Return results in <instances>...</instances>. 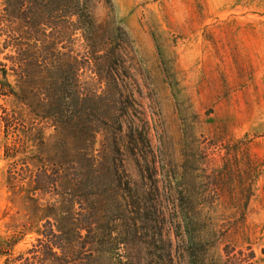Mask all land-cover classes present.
I'll return each mask as SVG.
<instances>
[{"label":"rangeland","instance_id":"obj_1","mask_svg":"<svg viewBox=\"0 0 264 264\" xmlns=\"http://www.w3.org/2000/svg\"><path fill=\"white\" fill-rule=\"evenodd\" d=\"M91 11L114 36L105 33L107 43L118 47L128 36L127 63L106 79L85 68L81 86L122 87L124 109L86 138L96 169L83 167L84 200L74 207L81 218L94 215L105 235L101 251L110 252L87 245L68 264H171L172 257L189 264V238L198 233L210 261L225 259L231 246L264 264V0H95ZM117 114L120 125L112 121ZM43 125L23 148L15 189L4 156L12 138L0 128V264L8 255L24 254L17 264L34 260L28 251L41 217L66 232L73 207L66 161L83 144L67 131L41 133ZM134 130L149 143L143 152ZM41 159L55 182L37 207Z\"/></svg>","mask_w":264,"mask_h":264},{"label":"trees","instance_id":"obj_2","mask_svg":"<svg viewBox=\"0 0 264 264\" xmlns=\"http://www.w3.org/2000/svg\"><path fill=\"white\" fill-rule=\"evenodd\" d=\"M94 1L0 0V128L6 140L12 138L4 146V156L10 160L8 182L13 189L19 186L17 167L23 160V148L40 124H44L41 133L50 128L57 133L67 131L83 144L77 152L78 157L71 156L66 161L73 204L66 218V232L55 231L49 217H41L39 221L45 223L36 231L37 244L28 251L34 253V260L27 258L25 264H68L71 259L79 260L87 245L93 253L110 252L101 251L105 235L94 215L81 218L74 208L84 200L81 197L86 177L82 174L83 167L96 169V159L85 146L86 138L95 137L97 124L102 118H115L114 113L124 109L122 87L110 86L99 93L94 83L87 88L81 86L80 72L85 68L100 79H106L112 72L126 69L127 63L128 36L123 32L126 41L118 47L107 43L105 33L109 38L114 36L110 37L109 31L103 30L94 18L91 11ZM78 41H83L79 49L76 46ZM90 117L95 120L90 121ZM119 118L122 117L118 115L112 121L120 125ZM134 131L132 142L143 152L142 147L149 148V143L143 132L136 134ZM134 154L141 161L139 152ZM31 158L32 165L25 170L30 177L36 166ZM149 158L143 157V160L150 162ZM39 162L33 187V194H39L33 199L37 207L43 205L40 201L51 192L55 182L49 163L42 159ZM152 162H156L155 156ZM167 189L172 190L171 186ZM165 196L164 203L170 201L172 195ZM153 200L157 205L158 200ZM163 217L166 218L165 206ZM189 242L192 253L189 252L193 256L189 264H255L253 251L246 254L244 250L231 246L224 249L225 259L212 256L211 261L208 260L206 239L200 233L191 236ZM37 246H40L38 250ZM23 258L24 254L15 258L8 255L4 264H17ZM169 260L175 264L173 257Z\"/></svg>","mask_w":264,"mask_h":264}]
</instances>
